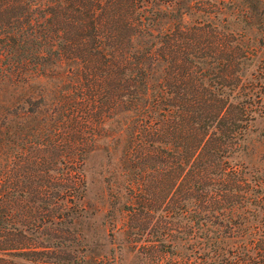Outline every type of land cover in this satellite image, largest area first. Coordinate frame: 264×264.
I'll use <instances>...</instances> for the list:
<instances>
[{
	"label": "trees",
	"instance_id": "trees-1",
	"mask_svg": "<svg viewBox=\"0 0 264 264\" xmlns=\"http://www.w3.org/2000/svg\"><path fill=\"white\" fill-rule=\"evenodd\" d=\"M191 8L0 0V248L31 260L40 247L45 264H58L68 231L58 225L70 222L100 136L90 131H108L136 205L127 212L146 225L159 210L161 245L177 231L169 238L185 243L186 264L264 260V222L251 224L264 217V195H254L264 181L232 160L264 115L246 70L256 49L241 32L185 19Z\"/></svg>",
	"mask_w": 264,
	"mask_h": 264
},
{
	"label": "rangeland",
	"instance_id": "rangeland-1",
	"mask_svg": "<svg viewBox=\"0 0 264 264\" xmlns=\"http://www.w3.org/2000/svg\"><path fill=\"white\" fill-rule=\"evenodd\" d=\"M184 2L193 7L188 9L185 19H210L227 31L241 32L249 38L248 44L256 49V56L246 70L253 73L252 83L261 86L259 94H264V31H261L264 30V0H179ZM90 132H98L100 136L81 165L80 199L72 200L73 210L68 211L70 222L65 218L58 225L68 230L60 231L64 238L57 250L58 264H186L189 252L185 243L170 239L183 237L182 232H173L162 238V245L159 243V210L151 214L146 225L136 221L140 215L135 217L127 212V205L133 201L122 180L120 142L113 143L108 131ZM242 148L243 152L232 160L243 164L253 182L264 181V115H255L244 134ZM261 188L255 196L264 195V184ZM256 214L255 221L249 222H264V217ZM21 225L23 221L17 219L15 227L23 231ZM45 236L39 233L36 241H44ZM34 249L36 253L28 255L31 260H26L17 252L0 248V264H5L4 260L9 261L7 264H45L40 254L44 249ZM255 261L264 264L263 259Z\"/></svg>",
	"mask_w": 264,
	"mask_h": 264
}]
</instances>
